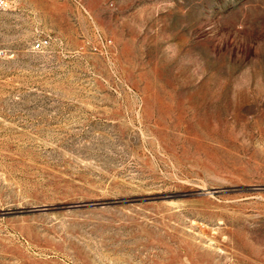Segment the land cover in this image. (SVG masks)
<instances>
[{
    "label": "rangeland",
    "instance_id": "rangeland-1",
    "mask_svg": "<svg viewBox=\"0 0 264 264\" xmlns=\"http://www.w3.org/2000/svg\"><path fill=\"white\" fill-rule=\"evenodd\" d=\"M0 264H264V0H0Z\"/></svg>",
    "mask_w": 264,
    "mask_h": 264
},
{
    "label": "built area",
    "instance_id": "built-area-1",
    "mask_svg": "<svg viewBox=\"0 0 264 264\" xmlns=\"http://www.w3.org/2000/svg\"><path fill=\"white\" fill-rule=\"evenodd\" d=\"M40 47H41V44H37V45H36V48H40Z\"/></svg>",
    "mask_w": 264,
    "mask_h": 264
}]
</instances>
